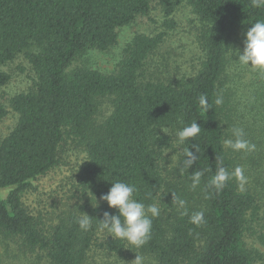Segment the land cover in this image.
Here are the masks:
<instances>
[{
	"label": "trees",
	"instance_id": "1",
	"mask_svg": "<svg viewBox=\"0 0 264 264\" xmlns=\"http://www.w3.org/2000/svg\"><path fill=\"white\" fill-rule=\"evenodd\" d=\"M182 1L158 0L166 29L173 28L170 16ZM185 1L202 24L197 38L204 59L194 76L171 83L148 70L165 30L135 33L112 73L74 64L90 50L109 49L119 27L149 13L151 0H0V66L22 56L33 73L30 89L11 96L8 106L0 103V121L10 110L17 115L0 136V189H7L0 197V243L7 249L15 243L12 257L24 264H85L94 248L120 252L124 241L106 237L97 221L105 211L116 213L99 197L119 179L136 185L138 200L161 208L140 248L154 264H264V72L230 58L232 49L242 51L251 23L264 19V2ZM8 79L0 68V85ZM104 97L111 111L98 121ZM193 121L201 132L183 147L195 143L199 159L187 171L177 163L164 173L163 151L176 143L175 130ZM234 129L243 131L249 150L225 148ZM67 144L85 152L77 177L85 201L48 229L23 197L61 163ZM218 166L242 167L244 191L236 178L219 192L211 187ZM197 170L205 171L192 189ZM80 211L92 217L87 231L77 223ZM197 211L205 218L199 226L190 219Z\"/></svg>",
	"mask_w": 264,
	"mask_h": 264
},
{
	"label": "rangeland",
	"instance_id": "2",
	"mask_svg": "<svg viewBox=\"0 0 264 264\" xmlns=\"http://www.w3.org/2000/svg\"><path fill=\"white\" fill-rule=\"evenodd\" d=\"M170 18L174 22L171 29L164 27L166 17L158 0H151V9L147 15L137 17L132 23L117 29V40L105 51L90 50L74 64H82L104 73H112L123 56V49L135 33L155 34L166 31V35L158 48L151 53L148 60L149 73L162 81L176 83L179 79L190 78L196 74L204 59V52L198 43L201 22L192 8L184 0L175 9ZM9 75V79L0 85V103L8 106V101L15 93L26 91L32 87L33 73L29 63L18 56L14 60L0 66ZM111 111L108 97L100 99L98 121L103 120ZM17 115L10 110L0 121V136H5L15 125ZM165 151H168L164 155ZM179 147L174 143L170 149L163 151L160 166L164 159L167 167H161L163 172H173L178 157ZM85 158V152L73 144H67L61 154V163L44 176L33 181V189L24 194L25 206L34 213L39 223L45 228H51L57 220L71 211L77 204L85 201L77 190L79 165ZM7 189H0V197L5 196ZM5 242H8L7 240ZM12 243V242H11ZM10 243L7 249L0 243V259L2 264H24L11 255L15 243ZM10 249V250H9ZM9 250V251H8ZM142 255L145 264H154L153 259L143 254L124 241V246L118 253L106 252L94 248L85 264H131L135 256Z\"/></svg>",
	"mask_w": 264,
	"mask_h": 264
},
{
	"label": "clouds",
	"instance_id": "3",
	"mask_svg": "<svg viewBox=\"0 0 264 264\" xmlns=\"http://www.w3.org/2000/svg\"><path fill=\"white\" fill-rule=\"evenodd\" d=\"M253 2L256 3L257 0H253ZM262 2H264V0H262ZM251 24L252 26L244 33L242 51L239 49H232L230 58L242 67H249L259 72H264V19H259ZM233 56L237 58L234 60L232 58ZM198 101L201 108L207 112L209 109L207 97L201 94L198 97ZM221 102L219 98L215 101L216 104H220ZM162 132L168 137L172 134L171 130L168 128H164ZM200 132L201 126L198 125L196 121L184 125L174 132L176 144L180 149L182 159L173 157V160L177 161L183 171H187L199 159V150L195 143L188 147H183V145L185 142L189 144V141L194 140ZM223 143L226 149H231L233 151L249 150L250 147H252L243 139V131L241 129H234L233 137L226 138ZM190 148L194 150H190ZM167 153L168 151H165L164 155ZM167 165H165L163 159L161 167H167ZM204 171L205 170H197L191 173L192 189L199 186ZM207 171H211V168L207 169ZM232 178H236L239 181L240 191H244L246 177L244 176L243 168L239 166L234 168L231 172L224 166H218L215 170V174L210 179V186L214 187L219 192ZM137 191L138 189L135 184L119 179L111 182L110 189L106 194H102L99 200L106 202L109 208L116 209V213L112 214L105 211L102 215V219L96 220L99 222V231L105 232L107 234L106 237L111 236L113 239L126 241L127 244L132 247L140 249L150 239L153 218L160 215L161 208L158 202L145 204L138 200L135 195ZM176 203L180 207H184L185 205V201L179 198L176 199ZM92 205L94 207L97 206L95 197L94 204ZM190 219L192 223L199 226L205 223L204 212L197 211L192 214ZM77 223L81 230L87 231L92 227V217L80 211ZM131 264H145V258L142 255L136 254Z\"/></svg>",
	"mask_w": 264,
	"mask_h": 264
}]
</instances>
